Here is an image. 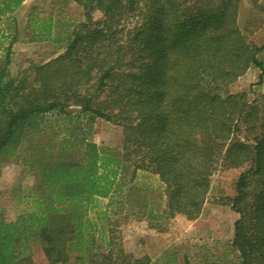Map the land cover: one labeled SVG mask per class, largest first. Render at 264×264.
<instances>
[{
    "label": "trees",
    "instance_id": "obj_1",
    "mask_svg": "<svg viewBox=\"0 0 264 264\" xmlns=\"http://www.w3.org/2000/svg\"><path fill=\"white\" fill-rule=\"evenodd\" d=\"M66 1L87 14L100 11L104 20L82 23L61 55L34 65L32 80L12 77L9 55L0 63V164L41 122L69 124L54 145L57 158L32 167L33 210L14 223L0 219V264L26 261L34 235L51 264H154L121 248L115 254L113 238L102 248L90 211L99 198L125 203L132 196L125 187L141 171L165 186L156 219L195 220L220 159L227 168L247 167L231 198L240 215L233 238L240 264H264V93L250 99L246 91L228 90L252 66L264 69V45L250 43L239 24L242 0ZM249 1L252 25L264 19V0ZM22 2L0 0V14L14 13ZM129 16L137 20L130 28L122 24ZM55 26L52 13L41 16L34 6L28 14L33 41L49 39ZM69 80L88 87L80 95L67 89L72 84L62 87ZM70 102L77 111L68 110ZM96 118L124 127L130 181L122 159L89 139L86 128Z\"/></svg>",
    "mask_w": 264,
    "mask_h": 264
},
{
    "label": "rangeland",
    "instance_id": "obj_2",
    "mask_svg": "<svg viewBox=\"0 0 264 264\" xmlns=\"http://www.w3.org/2000/svg\"><path fill=\"white\" fill-rule=\"evenodd\" d=\"M34 6L38 7L41 16L54 15L56 26L49 39L33 41L30 38L27 19ZM252 10V3L242 0L239 24L250 43L262 46L264 19L260 17L261 20L248 25ZM89 13L73 1L23 0L14 13L0 14V63H6L9 55L8 67L12 77L20 79L28 75L32 80L35 77L34 65L45 64L61 55L82 23L94 27L104 20L100 11L91 10ZM136 21L135 17L129 16L122 24L130 28ZM259 58L264 63V50ZM263 72L264 69L252 66L228 90L233 93L246 91L250 99L261 96L264 93V78L260 80ZM71 84L69 80L62 87L67 88ZM87 87L88 84L83 81L67 89L82 95ZM78 108L70 102L68 110L77 111ZM60 120L56 123L41 122L12 156L2 159L1 220L14 223L21 215L33 210L31 187L35 176L32 167L41 158H57L58 149L54 145L69 127L66 121ZM86 132L90 140L123 158L125 130L119 122L96 118L90 122V126L87 125ZM123 162L126 165L123 178L128 182L133 178L134 165ZM246 169V166L227 168L220 159L212 173L211 188L202 213L195 220L181 214L156 219L158 211L165 207V186L156 174L139 171L131 180V186L128 184L125 187L132 194L130 198L125 197V203L110 204L108 198H99V206L90 211L91 218L97 224V241L105 248L106 241L113 238L115 254L121 248L136 257L148 256L154 264H240V253L233 246L235 222L240 215L232 209L231 198L237 194L236 181ZM250 187L255 188L256 183L253 182ZM97 211H106V216ZM30 245L31 252L21 264H51L35 235L30 238ZM57 264H75V261Z\"/></svg>",
    "mask_w": 264,
    "mask_h": 264
}]
</instances>
